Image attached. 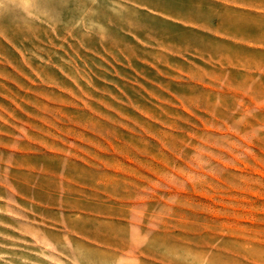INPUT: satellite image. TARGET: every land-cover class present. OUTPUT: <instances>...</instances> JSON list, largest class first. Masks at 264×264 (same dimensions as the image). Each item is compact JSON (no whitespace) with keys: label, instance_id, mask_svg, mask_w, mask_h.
<instances>
[{"label":"rangeland","instance_id":"374dc122","mask_svg":"<svg viewBox=\"0 0 264 264\" xmlns=\"http://www.w3.org/2000/svg\"><path fill=\"white\" fill-rule=\"evenodd\" d=\"M0 264H264V0H0Z\"/></svg>","mask_w":264,"mask_h":264}]
</instances>
